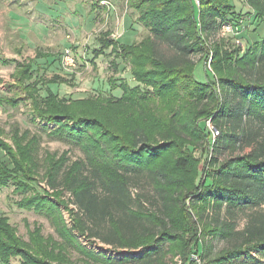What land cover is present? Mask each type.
<instances>
[{"label":"trees","instance_id":"obj_1","mask_svg":"<svg viewBox=\"0 0 264 264\" xmlns=\"http://www.w3.org/2000/svg\"><path fill=\"white\" fill-rule=\"evenodd\" d=\"M232 1L200 0L203 10L194 0L133 4L149 35L121 45L131 59L134 80L148 88L134 98L136 90L127 85L121 98H112L114 106L135 109L130 130L120 134L97 117L73 116L60 107L51 114H45L48 107L40 112L43 121L58 126L52 138L76 143L84 155L70 162L47 154L43 168L44 181L55 195H69L51 205L45 216L59 238L85 257L102 256L82 246L80 237L109 247L116 259L102 257L108 264H158L178 243L184 246V258L199 250L206 264H264V39L243 56L237 50L227 58L237 63L234 75L206 82L194 77V58L207 55L205 42L236 15ZM248 1L264 18V0ZM215 47L218 56L219 45ZM52 97L57 100L49 93L46 101ZM150 118L157 123L155 130L149 127ZM205 119H211L220 136L208 147L209 171L205 166L187 180L193 158L183 147L185 141L199 144L204 139ZM30 134L18 130L11 133L13 145L0 142V190L9 172L26 179L40 172L41 139ZM146 187L153 195L142 192ZM70 204L75 207L71 226L61 210ZM243 213L246 224L239 231L237 218ZM199 234L230 246L211 258L213 247L201 243ZM0 237L6 240L0 238L2 264L16 257L22 264H49L8 244L6 232L0 231Z\"/></svg>","mask_w":264,"mask_h":264},{"label":"rangeland","instance_id":"obj_2","mask_svg":"<svg viewBox=\"0 0 264 264\" xmlns=\"http://www.w3.org/2000/svg\"><path fill=\"white\" fill-rule=\"evenodd\" d=\"M137 1L0 0V126L4 130L0 142L13 145L11 133L18 130L39 136L38 157L42 165L37 175L27 179L17 171L9 172L6 186L0 190V217L4 220H0V231L8 234V244L21 247L49 264H108L102 257L116 259L108 252L109 247L98 241L86 242L80 237L82 246L102 256L100 260L85 257L59 238L45 216L51 205L69 198L67 194L64 199L55 195L44 181L43 161L47 154L65 157L70 162L82 159L84 155L76 143L52 138L58 126L43 121L40 112L48 107L47 115L60 107L73 116L97 117L120 134L134 127L135 109L112 103L113 99L123 96L122 87L129 85L136 90L134 98L148 88L134 80L130 72L131 59L127 58L121 45L138 43L149 35L133 7ZM194 2L203 10L200 0ZM232 4L237 13L231 23L227 22L217 35L205 42L207 55L194 58L197 63L194 77L199 82L234 75L237 63L227 58L237 50L243 56L252 44L264 39L263 14L259 15L248 0H233ZM111 42L115 46L108 47ZM217 44L218 56L213 54ZM67 51L73 60L71 64L65 58ZM32 64L34 71L29 74ZM53 81L56 83L46 84ZM49 93L57 100L52 97L46 101ZM156 110L160 111V106ZM63 111L61 114H65ZM151 121L149 127L155 130L157 123ZM208 124L215 126L211 119L202 121L205 134L199 144L185 141L183 149L193 158L187 180L205 171L206 160L210 157ZM230 156L228 154L226 158ZM209 168L207 165L206 172ZM142 192L153 195L150 187ZM72 209L75 207L71 204L68 209L61 208L69 226ZM237 220L240 231L246 224L245 214H240ZM199 237L201 243L213 247L211 258L230 246V242L220 238L201 237V234ZM0 238L6 242L4 237ZM183 247L179 243L174 245L158 264H206L207 260L202 258L199 250L184 258ZM11 264H22L21 257L14 258Z\"/></svg>","mask_w":264,"mask_h":264},{"label":"built area","instance_id":"obj_3","mask_svg":"<svg viewBox=\"0 0 264 264\" xmlns=\"http://www.w3.org/2000/svg\"><path fill=\"white\" fill-rule=\"evenodd\" d=\"M66 61L68 63H72V58L70 55V52L67 51L66 55H65ZM208 130H209V134L211 136V140H210V146H212V144H214L216 142V140L219 138L220 136V131L212 124H208Z\"/></svg>","mask_w":264,"mask_h":264}]
</instances>
